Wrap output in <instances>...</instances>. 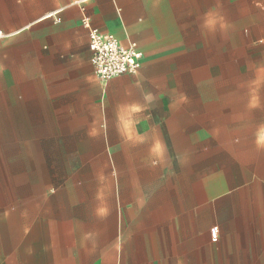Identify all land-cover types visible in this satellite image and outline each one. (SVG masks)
<instances>
[{
  "label": "crops",
  "instance_id": "0c3cea01",
  "mask_svg": "<svg viewBox=\"0 0 264 264\" xmlns=\"http://www.w3.org/2000/svg\"><path fill=\"white\" fill-rule=\"evenodd\" d=\"M19 1L0 74L109 151L0 199V264H264V0ZM85 16L139 71L99 79Z\"/></svg>",
  "mask_w": 264,
  "mask_h": 264
},
{
  "label": "rangeland",
  "instance_id": "374dc122",
  "mask_svg": "<svg viewBox=\"0 0 264 264\" xmlns=\"http://www.w3.org/2000/svg\"><path fill=\"white\" fill-rule=\"evenodd\" d=\"M19 6L11 0L12 12ZM14 31H2L0 39ZM21 75L0 74V199L46 190L72 177L74 169L97 167L105 157L99 153L109 151L105 139H91L87 129L70 127L67 113L52 112L49 98L36 95L37 81Z\"/></svg>",
  "mask_w": 264,
  "mask_h": 264
},
{
  "label": "built area",
  "instance_id": "2783aa9c",
  "mask_svg": "<svg viewBox=\"0 0 264 264\" xmlns=\"http://www.w3.org/2000/svg\"><path fill=\"white\" fill-rule=\"evenodd\" d=\"M89 0H72L83 11ZM60 18L57 19L59 21ZM89 33L90 60L99 79L106 83L110 79L127 74L136 73L142 66L143 52L137 42L131 41L129 45H123L112 34L103 33L92 24L88 17L82 21ZM2 33V31H0ZM214 240H218L217 227L212 228Z\"/></svg>",
  "mask_w": 264,
  "mask_h": 264
}]
</instances>
